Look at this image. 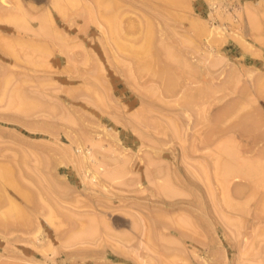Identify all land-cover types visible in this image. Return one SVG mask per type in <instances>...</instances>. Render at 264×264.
Returning <instances> with one entry per match:
<instances>
[{"label": "rangeland", "instance_id": "374dc122", "mask_svg": "<svg viewBox=\"0 0 264 264\" xmlns=\"http://www.w3.org/2000/svg\"><path fill=\"white\" fill-rule=\"evenodd\" d=\"M4 1L0 264H264V0Z\"/></svg>", "mask_w": 264, "mask_h": 264}, {"label": "bare ground", "instance_id": "6f19581e", "mask_svg": "<svg viewBox=\"0 0 264 264\" xmlns=\"http://www.w3.org/2000/svg\"><path fill=\"white\" fill-rule=\"evenodd\" d=\"M3 1H4V0H3ZM9 1H11V0H9ZM52 1H53V0H52ZM57 1H58V0H56V2H57ZM59 1H60V0H59ZM94 1H95V0H94ZM100 1H101V0H100ZM100 1H99V2H100ZM5 2H6V1H4V3H5ZM53 2H54V1H53ZM56 2H55V3H56ZM97 2H98V1H97ZM103 2H104V1H103ZM4 3H3V4H4ZM21 3H22V2H21ZM94 3H95V2H93V4H94ZM105 3H106V2H105ZM12 4H13V3H12ZM87 4H88V3H87ZM93 4H91V5H92L91 8L93 7ZM99 4H100V3H99ZM101 4H102V3H101ZM20 5H21V4H20ZM52 5L54 6V4H52ZM94 5H95V4H94ZM96 5H97V3H96ZM96 5H95V6H96ZM105 5H106V7L110 8L109 5H111V4H105ZM0 6H1V5H0ZM3 6H4V5H3ZM12 6H15V5H12ZM58 6H59V5H58ZM58 6H57V7H58ZM61 6H62V5H61ZM86 6H87V5H86ZM95 6H94V7H95ZM102 6H103V7L105 8V10H106V7H105L104 5H102ZM7 7H9V5H8ZM17 7H18V6H17ZM23 7H24V6H23ZM87 7H88V6H87ZM111 7H112V6H111ZM15 8H16V7H15ZM88 8H89V7H88ZM97 8H98V7H97ZM99 8H100V7H99ZM104 8H103V9H104ZM2 9H3V7H2ZM2 9H1V10H2ZM4 9H6V8L4 7ZM12 9H13V8H12ZM62 9H63V8H62ZM6 10H7V9H6ZM8 10H9V9H8ZM13 10H14V9H13ZM16 10H17V9H16ZM97 10H98V9H97ZM97 10H96V11H97ZM109 10H110V9H109ZM65 11H66V9H65ZM96 11H95V13L98 12V11H97V12H96ZM100 11H101V10H100ZM100 11H99V12H100ZM106 11H107V10H106ZM1 12H2V11H1ZM85 12H86V11H85ZM101 12H102V11H101ZM3 13H4V12H3ZM13 13H14V12H13ZM17 13H18V12H17ZM89 13H90V12H89ZM1 14H2V13H1ZM21 14H23V12H22ZM100 14H102V13H100ZM110 14H111V13H110ZM69 15H70V14H69ZM82 15H83V14H82ZM82 15H81V16H82ZM13 16H14V15H13ZM23 16H24V15H23ZM23 16H22V17H23ZM87 16H88V15H87ZM87 16H86V18H87ZM100 16H101V15H100ZM100 16H99V17L97 16V18H100ZM10 17H11V16H10ZM15 17H16V16H15ZM20 17H21V16H20ZM89 17H90V16H89ZM91 17H92V16H91ZM102 17L105 18L103 15H102ZM11 18H12V17H11ZM24 18H25V17H24ZM69 18H70V16H69ZM84 18H85V16H84ZM86 18H85V19H86ZM107 18H108V17H107ZM107 18H106V19H107ZM118 18H119V16H118ZM87 19H88V18H87ZM93 19H95V18L93 17ZM100 19H102V18H100ZM114 19H115V18H114ZM119 19H120V18H119ZM97 20L99 21V19H97ZM102 20H104V19H102ZM71 21H73V19H72ZM87 21H88V20H86V22H87ZM104 21H105V20H104ZM110 21H111V20L108 19V21H107L108 24L110 23ZM119 21H120V20H119ZM67 22H68V21H67ZM112 22H113V21H112ZM116 22H118V20L115 21L114 23L116 24ZM100 23H101V22H100ZM23 24H25V23H23ZM26 24H27V23H26ZM70 24H71V22H70ZM87 24H88V23H87ZM91 24H92V23H91ZM95 24H96V21H95ZM104 24H105V23H104ZM115 24H114V26H115ZM117 24H118V23H117ZM27 25H28V24H27ZM44 25H45V24H44ZM101 25H102V24H101ZM109 25H110V24H109ZM84 26H85V25H84ZM49 27H50V26H49ZM97 27H98V25H97ZM104 27H107V26L104 25L103 28H104ZM111 27H112V25H111ZM115 27H116V26H115ZM26 28H27V26H26ZM26 28H25V29H26ZM45 28L49 29L47 26H45ZM86 28H88V27H86ZM117 28H119V27H117ZM117 28H116V30H113L112 32H111V29H110V32L112 33V34H110V32H109L110 37L113 36V34H114L113 32H114V31H118V33H117V32H115V33H117V34H119V35H122V34H120V32H119V30H120L121 28H120L119 30H117ZM82 29H83V26H82ZM113 29H114V28H113ZM105 30H106V29H105ZM107 30H108V29H107ZM24 31H25V30H24ZM25 32H27V29H26ZM107 33H108V31H107ZM107 33H106V34H107ZM117 34H116L115 36H117ZM44 35H45V34H44ZM2 36H3V35H2ZM4 36H5V35H4ZM4 36H3V38H2L3 40H5V39H4V38H5ZM36 36H38V35H36ZM41 36H42V35H41ZM45 36H46V35H45ZM52 36H53V35H52ZM105 36H106V35H105ZM16 37H19V36H17V34H16ZM50 37H51V36H50ZM53 37H54V36H53ZM0 38H1V35H0ZM9 38H10V37H9ZM9 38H7V39H9ZM31 38H33V37H31ZM107 38H108V37H107ZM111 38H112V37H111ZM121 38H122V36H121ZM121 38H120L119 41L117 40L118 43H120L121 40L123 39V38H122V39H121ZM152 38H153V36H152ZM10 39H12V38H10ZM34 39H35V38H34ZM39 39H40V38H39ZM108 39H109V38H108ZM115 39H118V36H117V37H114V40H115ZM18 40H19V39H18ZM45 40H46V38H45ZM53 40H54V39H53ZM124 40H125V38H124ZM148 40H149V39H148ZM148 40H147V41H148ZM9 41H10V40H9ZM14 41H15V40H14ZM30 41H31V40H30ZM43 41H44V39H43ZM50 41H51V40H50ZM1 42H2V41H0V45L6 43V41H5L4 43H1ZM25 42H27V41H25ZM35 42H36V41H35ZM35 42L33 41V44H34ZM46 42H48V41H46ZM115 42H116V41H115ZM115 42H114V43H115ZM122 42H123V41H122ZM122 42H121V43H122ZM149 42H150V40H149ZM149 42H148V44L151 45V46H153V44H150ZM151 42H152V40H151ZM49 43H51V42H49ZM114 43H113V44H114ZM7 44H8V46H9V42H8ZM13 44H14V43H12V45H13ZM30 44H31V43H30ZM35 44H37V43H35ZM124 44H125V43H124ZM148 44H147V46H148ZM12 45H10V46H12ZM18 45H19V43H18ZM40 45H41V44H40ZM51 45H52V44H51ZM53 45H54V44H53ZM115 45H117V43H116ZM119 45H120V44H119ZM3 46H5V44H4ZM8 46H7V47H8ZM10 46H9V47H10ZM25 46H26V45H25ZM48 46H49V44H48ZM123 46H124V45H123ZM144 46H145V45H144ZM151 46H150V48H151ZM9 47H8V48H9ZM52 47H53V46H52ZM125 47H126L125 49L128 50V51H130V52H136V53H135V56H136V54L138 53L136 50L132 51V50H131L132 48L129 50L127 45H126ZM11 48H13V47H11ZM11 48H10V49H11ZM23 48H24V47H23ZM46 48H47V47H46ZM49 48H50V47H49ZM66 48H67V47H66ZM117 48H119L118 45H117ZM123 48H124V47H122V44H121L119 49H120L121 51H123V50H122ZM143 48H144V47H143ZM143 48H142V47H141V49L139 48V49L141 50V51H139V52H140V55L143 54V56H144V55L147 56V55H146L147 53L149 54V52H150V53L152 52L151 50H148V52H147V51L145 50L146 47L144 48V50H143ZM148 48H149V46H148ZM150 48H149V49H150ZM16 49H17V48H16ZM19 49H20V48H19ZM19 49H18V50H19ZM59 49H60V48H59ZM18 50H16V52H17ZM29 50H30V49H29ZM29 50H28V51H29ZM32 50H34V49H32ZM68 50L71 51L70 49H68ZM20 51H21V50H20ZM24 51H25V49H24ZM28 51H27V52H28ZM57 51H58V50H57ZM60 51H61V50H60ZM69 51H67V52H69ZM72 51H73V50H72ZM143 51H145V53H146V52H147V53L145 54ZM16 52H15V53H16ZM38 52H39V51H38ZM38 52H37V53H38ZM118 52H119V51H118ZM29 53H30V52H29ZM29 53H27V54H29ZM42 53H43V52H42ZM72 53H73V52H72ZM11 54H12V53H11ZM21 54H23V53H21ZM32 54H33V53H32ZM68 54L71 55V53H68ZM132 54H133V53H131V56H133ZM138 54H139V53H138ZM5 55H6V54H5ZM15 55H16V57H17L18 54H15ZM15 55H13V56H15ZM73 55H74V54H73ZM149 55H150V54H149ZM151 55H152L153 57H152V56H149V57H152L154 60H155V59L157 60V58H156V57L158 56L157 53H156V55H157V56H156V55H154V51H153V53H152ZM7 56H8V55H7ZM26 56H27V55H26ZM31 56H32V55H30V57H31ZM135 56H134V57H135ZM141 56H142V55H141ZM141 56H140V57H141ZM143 56H142V59H141L140 57L138 58L137 56L135 57V58L141 59L140 62H142V61L145 62V63H141V64H139V65H141V66H140V68H139V71L136 70V72H138L140 75H141V73H142V74L144 73V74L147 76V74H148V73H151V71L154 69L153 72H152V75H151V76H153V77H151V78H153V80H154V77H156V78L159 79V81L161 80V82H162V87L160 86V88H162V90H163V93H164L163 96H164V95H165L166 97L168 96V98L171 96V98H172V96H175V94H176V96L178 97V93L180 92V91H179V92L177 91V90H178V89H177V87H178V81H177V80H178V79H176V78H177L176 75H175L176 78L172 75L173 73H171V72H173V71L170 72V69L167 68L166 65H165V67H164V66H163V67H160V66L158 65L159 67H156V68H155L154 61H152V63L150 64L149 59L146 58V59H148V61H146V59H145ZM154 56H155V57H154ZM49 57H50V56H49ZM134 57H133V58H134ZM32 58H34V57H32ZM69 58H70V57H69ZM135 58H134V59H135ZM34 59H35V58H34ZM72 59H73V58H72ZM138 59H135L134 62L137 63V62H138ZM144 59H145V60H144ZM26 60H27V59H26ZM70 60H71V59H70ZM132 60H133V59H132ZM29 61H30V60H29ZM74 61L76 62V60H74ZM136 61H137V62H136ZM157 62H158V61H157ZM18 63H19V62H18ZM20 63H21V61H20ZM44 63H45V62H44ZM69 63H70V62H69ZM18 65L20 66V65H23V64H18ZM24 66H25V65H24ZM26 66H28V65H26ZM28 67H29V66H28ZM31 67H33V66H31ZM138 67H139V66H138ZM133 68H134L133 70L135 71L136 67L133 66ZM49 72H50V70H49ZM145 72H148V73H145ZM138 73H137V74H138ZM134 74H135V72L133 73V75H134ZM8 75H10V73H9ZM148 75L150 76V74H148ZM6 76H7V75H6ZM6 76H5V77H6ZM7 77H8V76H7ZM10 77H11V76H10ZM136 77H137V76H136ZM139 77H141V78H142V77L145 78L143 75H141V76H139ZM21 79H22V78H21ZM13 80H14V79H13ZM13 80H11V81H13ZM36 80H37V79H36ZM150 80H151V79H150ZM153 80H152V81H153ZM154 81H155V80H154ZM146 83H147V81H146ZM144 84H145V83H144ZM179 84H180V82H179ZM180 85H181V84H180ZM153 88H154V87H153ZM203 90H204V89H203ZM149 91H150V88H149ZM158 91H159V90H158ZM187 91H188V90H187ZM152 92H153V91H151L150 94L153 95L155 92H153V93H152ZM177 92H178V93H177ZM180 93H181V92H180ZM185 93H186V92H185ZM192 93H193V92H192ZM147 94H148V93H147ZM147 94H145V95H147ZM199 94H200V92H199ZM204 94H206V93H204ZM199 97H200V96H199ZM184 98H185V101H186L185 103H186V104H187V103H193V102H195V101H196L195 104L197 103V94H189V93H186V94H184ZM179 100H180V99L178 98L177 101H179ZM181 100H182V99H181ZM181 100H180V101H181ZM201 100H202V99H201ZM198 101H199V100H198ZM202 101H203V100H202ZM182 103H184V102H182ZM190 105H191V104H190ZM183 106H184V105H182V107H183ZM191 106H193V104H192ZM186 107H188V106H186ZM184 109H185V108H184ZM143 111H144V110H143ZM144 112H145V111H144ZM144 112H143V113H144ZM145 113H146V112H145ZM140 114H141V113H140ZM141 115H142V114H141ZM139 116H140V115H139ZM145 116H147V115H145ZM145 116H144V117H145ZM137 117H138V116H137ZM218 117H219V116H218ZM218 117H217V118H218ZM215 118H216V117H215ZM222 118H223V117H222ZM138 119H139V118H138ZM140 119H143V118H140ZM213 120H215V119H213ZM143 121H147V120H146V119H145V120L143 119ZM216 122H219V121H217V119H216ZM212 126L215 127L216 125L213 124ZM213 127H211V128L213 129ZM213 130H214V129H213ZM221 130H222V129H221ZM224 130H225V129H224ZM224 130H223V131H224ZM211 131H212V130H211ZM219 131H220V129H219ZM214 132H215V131H213V133H214ZM215 133H216V132H215ZM208 138H209V137H207V139H208ZM211 139H212V138H211ZM212 140H213V139H212ZM212 140H211V141H212ZM205 143H206V142H205ZM206 144H207V143H206ZM221 147H223V146H221ZM229 147H233V146L230 145ZM229 147H228V148H229ZM229 151L231 152V149H230V148H229L228 150H225L226 153L228 152V153H227L228 156L231 155V154H229V153H230ZM219 152H220V150H219ZM231 153L234 154L233 149H232V152H231ZM233 156H234V155H233ZM233 156L231 155V158H232ZM230 160H232V159H230ZM229 162H230V161H229ZM243 164H244V163H242L241 165H243ZM230 165H231V164H230ZM234 165H235V164H233V166H234ZM238 165H239V164H238ZM233 166H230V167H232V170H234V169L237 170V169H238V171H237L236 173L234 172L235 174H238V172L240 171L239 168H240L241 166H240L239 168L236 167V166H234V167H233ZM242 167H243V166H242ZM233 168H234V169H233ZM236 168H237V169H236ZM242 169H243V168H242ZM235 170H234V171H235ZM231 172H232V171H231ZM226 173H227V172H226ZM226 173H225V177L229 174V173H227V174H226ZM240 173H242V171H240L239 174H240ZM239 174H238V175H239ZM232 175H233V174H232ZM244 175H245V173L243 172L241 176L244 177V179H245V177H246L247 174H246L245 176H244ZM227 177H228V176H227ZM10 178H11V177H10ZM240 178H241V177L239 176V179H240ZM246 178H247V177H246ZM228 179H229V178H228ZM241 179H242V178H241ZM6 180H7V179H6ZM8 180H9V179H8ZM8 180H7V181H8ZM11 180H12V179H11ZM229 180H232V179H229ZM224 181H225L226 184H224L223 187L226 185V188H227V187L229 188V187H230V186H228L229 181H227L226 179H225ZM226 181H227V182H226ZM8 182H9V181H8ZM12 182H13V180H12ZM221 182H222V179H221ZM230 182H231V181H230ZM9 183H10V182H9ZM227 183H228V184H227ZM222 184H223V183H222ZM222 184H221V185H222ZM13 185H14V184H13ZM17 187H18V186H17ZM18 189H19V188H18ZM226 190H227V189H226ZM236 190H237V191L240 190V187H239L238 189H236ZM236 190H235V191H236ZM224 191H225V189H224ZM230 191H231V190H230ZM243 191H244V190H243ZM243 191H242V192H243ZM21 192H22V191H21ZM225 192H226V191H225ZM225 192H224V193H225ZM242 192H240V193L242 194ZM240 193H239V195H240ZM225 194H226V196L228 195L227 193H225ZM231 194H232V193H231ZM229 195H230V194H229ZM23 196H24V195H23ZM234 196H235V194H234ZM25 197H26V196H25ZM238 197H240V196H238ZM244 198H245V197H244ZM241 204H242V203H240V205H241ZM236 207H237V206H236ZM241 207H242V206H241ZM238 209H239V208H238ZM238 211H239V210H238ZM243 212H244V210H243ZM5 216H6V215H5ZM6 226H7V225H6ZM239 229H240V227H239Z\"/></svg>", "mask_w": 264, "mask_h": 264}]
</instances>
